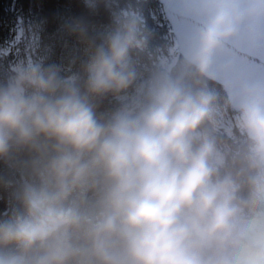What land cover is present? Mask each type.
I'll use <instances>...</instances> for the list:
<instances>
[{
	"label": "clouds",
	"instance_id": "clouds-1",
	"mask_svg": "<svg viewBox=\"0 0 264 264\" xmlns=\"http://www.w3.org/2000/svg\"><path fill=\"white\" fill-rule=\"evenodd\" d=\"M162 2L195 20L167 55L142 8L83 0L111 21L76 22L75 71H0V264H264V83L228 81L264 0Z\"/></svg>",
	"mask_w": 264,
	"mask_h": 264
},
{
	"label": "trees",
	"instance_id": "trees-1",
	"mask_svg": "<svg viewBox=\"0 0 264 264\" xmlns=\"http://www.w3.org/2000/svg\"><path fill=\"white\" fill-rule=\"evenodd\" d=\"M135 6L143 9L148 26L153 32L151 49L160 54H168L171 43L175 40L168 21L164 16L162 5L158 0H116L114 7ZM159 11L163 17L162 24L156 16ZM81 21L89 27L90 35H95L110 21V14L101 8L96 12L87 9L83 0H0V71L13 61L12 51L4 52L3 47L13 48L17 45L19 29L27 33L34 32L37 46H41L40 57L62 64L75 71L84 58L85 45L75 30V24ZM144 76L151 70V61L143 60ZM215 87L225 95V89L219 83ZM134 88L128 90L131 98ZM122 102L115 97H107L102 107L115 108Z\"/></svg>",
	"mask_w": 264,
	"mask_h": 264
},
{
	"label": "water",
	"instance_id": "water-1",
	"mask_svg": "<svg viewBox=\"0 0 264 264\" xmlns=\"http://www.w3.org/2000/svg\"><path fill=\"white\" fill-rule=\"evenodd\" d=\"M162 5L165 18L172 28L173 35L176 38L178 46L186 41L188 33L195 24V20L191 17L181 15L176 9L168 5L166 6L162 0H158ZM233 46L230 45V48ZM239 47L244 49L243 59L235 64L234 72L228 78L232 88H238L242 82L264 83V39H254L247 36L243 37L239 42ZM227 56L221 57V60ZM226 88V84L219 83Z\"/></svg>",
	"mask_w": 264,
	"mask_h": 264
},
{
	"label": "rangeland",
	"instance_id": "rangeland-1",
	"mask_svg": "<svg viewBox=\"0 0 264 264\" xmlns=\"http://www.w3.org/2000/svg\"><path fill=\"white\" fill-rule=\"evenodd\" d=\"M163 10V8H162ZM156 16L159 19V23L162 24L165 21L163 20V17L160 15V12H156ZM166 24V23H165ZM169 26V24H168ZM170 30L172 31L171 27ZM19 38L20 40L17 42V45L13 48L10 49V47H3V50L5 53L8 51H12L13 53V61L10 62L9 64L14 63L16 60L20 58H24L27 56H35V57H40L41 54V46H37L36 43V36L34 35V32L31 31L30 33H27L25 31V28H20L19 29ZM176 47L178 48V43L176 39L171 43L170 48Z\"/></svg>",
	"mask_w": 264,
	"mask_h": 264
}]
</instances>
